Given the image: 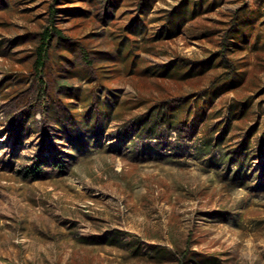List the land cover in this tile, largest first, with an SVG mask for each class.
I'll use <instances>...</instances> for the list:
<instances>
[{
  "label": "rangeland",
  "instance_id": "rangeland-1",
  "mask_svg": "<svg viewBox=\"0 0 264 264\" xmlns=\"http://www.w3.org/2000/svg\"><path fill=\"white\" fill-rule=\"evenodd\" d=\"M0 264H264V0H0Z\"/></svg>",
  "mask_w": 264,
  "mask_h": 264
},
{
  "label": "trees",
  "instance_id": "trees-1",
  "mask_svg": "<svg viewBox=\"0 0 264 264\" xmlns=\"http://www.w3.org/2000/svg\"><path fill=\"white\" fill-rule=\"evenodd\" d=\"M45 35L47 34V31H45V33H44ZM42 49V48H41ZM41 52L39 51V56H38V60H37V62H41L42 63V61H43V59H42V57H41Z\"/></svg>",
  "mask_w": 264,
  "mask_h": 264
}]
</instances>
